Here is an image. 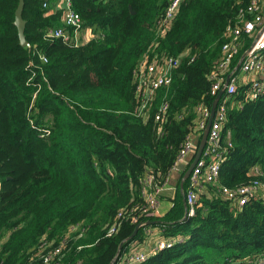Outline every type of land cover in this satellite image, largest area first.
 <instances>
[{"label": "trees", "instance_id": "trees-1", "mask_svg": "<svg viewBox=\"0 0 264 264\" xmlns=\"http://www.w3.org/2000/svg\"><path fill=\"white\" fill-rule=\"evenodd\" d=\"M18 1L0 0V264H111L150 225L175 242L139 264H261L264 196L238 206L218 193L264 182V89L251 97V82L227 98V156L216 183L198 191L194 214L185 215L187 180L163 215L138 217L147 224L131 237L142 182L151 175L154 186L168 183L197 107L214 100L225 29L250 0H184L167 28L169 0H72L94 34L81 44L47 36L66 28L62 3L48 13L52 0H24L25 46L13 23ZM165 56L178 66L142 109L134 71Z\"/></svg>", "mask_w": 264, "mask_h": 264}, {"label": "built area", "instance_id": "built-area-1", "mask_svg": "<svg viewBox=\"0 0 264 264\" xmlns=\"http://www.w3.org/2000/svg\"><path fill=\"white\" fill-rule=\"evenodd\" d=\"M183 1H168L162 17V24L165 28L169 26ZM61 3L64 11L63 24L66 28L58 27L51 29L47 32V36L51 38L61 37L72 42L83 28L82 19L80 14L72 7V0H61ZM43 7H46V3H43ZM224 34L226 37V41L222 45L224 56L211 72L214 82L210 87V95L215 98L220 90H223L225 95L224 98H220L217 104L201 157L188 177V185L185 192L186 215L188 216L194 214L198 191L201 189L202 184L216 183L220 165L226 159V148L222 149L220 146L221 130L226 118V101L229 95L236 90L238 73L245 76H250L253 73L264 74V0H250L246 8L239 10L238 22L234 25H228ZM73 43L78 44L74 41ZM240 50V57L236 65L231 68V63ZM177 66L178 59L171 56L150 61L143 59L138 64L134 71V80L135 88L142 99V109L145 108L158 88L166 87L170 84L172 71ZM228 75L229 79L226 82ZM249 82H251L253 87V91L250 94L251 97H255L264 89V80L255 81L251 79ZM167 108L168 105L162 103L159 106L156 119H162ZM210 112L211 108L208 106L199 105L197 107L198 117L195 124L197 131L202 132L206 128ZM191 136L192 133L182 145L172 170L177 169L178 165L185 161L186 157L196 149V143ZM228 145L231 146L229 142ZM163 187L154 186L151 175L144 179L141 191L144 204L138 216L132 215L131 221L133 223L144 226V223L140 222L138 217L140 215L145 216L157 213L159 207L158 196ZM218 193L223 199L233 201L238 206H243L254 198L264 196V182L254 179L248 184L237 187H220ZM121 214L119 213L118 216ZM115 230L116 227L113 225L108 229L107 234L111 235ZM178 240H181V238H178ZM174 242L175 239L159 238L149 250L145 251L136 248L135 242H130L125 248L120 249L116 253L111 264H139L156 251L170 247ZM60 252L61 247L58 246L54 250L44 253L42 255L43 262L47 263L51 261ZM257 260L263 264L264 254L259 256Z\"/></svg>", "mask_w": 264, "mask_h": 264}, {"label": "crops", "instance_id": "crops-1", "mask_svg": "<svg viewBox=\"0 0 264 264\" xmlns=\"http://www.w3.org/2000/svg\"><path fill=\"white\" fill-rule=\"evenodd\" d=\"M237 78H238V84L237 85H239V84L248 83L249 81H251V79H254L255 81H263L264 80V74L253 73L250 76H245L244 74L241 75L240 73H238ZM251 91H253V87H252ZM221 98H222V96H221ZM204 130L202 132L195 130V132L192 133L191 137H192L193 141L196 143V148H197V146H198V144H199V142L203 136ZM227 138H229V134H227ZM195 150H194V152H191L186 157L185 161H183L180 165H178L177 169H174L170 172L169 183L163 187V189L160 191L159 196H158L159 207H158L157 213H156L157 216L163 215L164 212L170 206L173 205V200L177 194V188H180V190L182 191L183 183H184V181H187L188 177H189L188 176L186 179H184V174L187 171L189 165L191 164V162L193 160V157L195 155ZM187 183H188V181H187ZM202 191H204V188H202ZM205 191H206V187H205ZM206 193H208V192H206ZM183 204H184L185 215H186L185 196H183ZM150 223H153V222H150ZM145 224H147V222H144V225ZM143 231H144L143 232L144 237H143L142 241H134L136 243V248H138L140 250H144V251L149 250L151 248V246H153V244L159 238H163L161 236V230H160L159 226H157V225H155V226L150 225L148 227L146 226V228L144 227Z\"/></svg>", "mask_w": 264, "mask_h": 264}, {"label": "water", "instance_id": "water-1", "mask_svg": "<svg viewBox=\"0 0 264 264\" xmlns=\"http://www.w3.org/2000/svg\"><path fill=\"white\" fill-rule=\"evenodd\" d=\"M23 4H24V0H19L18 1V5L15 9V19H14V25L16 26L17 28V32H18V37H19V42L22 46H25L27 44L26 42V38H25V33H24V29H25V21L24 19L22 18V9H23ZM229 79V75L226 79V82L228 81ZM223 95V90H220L218 92V94L216 95V97L214 98L213 102H212V105H211V112H210V117H209V120H208V123L206 125V128L203 132V136L195 150V155L193 157V160L191 162V164L189 165L187 171L185 172L184 174V179H186L189 174L191 173V171L193 170V168L195 167L197 161L199 160V158L201 157V154L203 152V149L205 147V144H206V141H207V135H208V130H209V127H210V124H211V121L215 115V111H216V107H217V104L221 98V96ZM139 224L135 227L134 229V232L132 233L131 237H133L138 228H139Z\"/></svg>", "mask_w": 264, "mask_h": 264}, {"label": "rangeland", "instance_id": "rangeland-1", "mask_svg": "<svg viewBox=\"0 0 264 264\" xmlns=\"http://www.w3.org/2000/svg\"><path fill=\"white\" fill-rule=\"evenodd\" d=\"M49 8H50V10L48 11V13L55 12V10H62L61 9V1H59V0L50 1ZM60 13H61V17H60L61 22L63 24L64 11H61ZM58 27H62V26H58ZM93 36H94V34L90 31V29L83 27L82 30L77 35V37L75 38V40H73V41L78 43V44H81V43H85V42L89 41Z\"/></svg>", "mask_w": 264, "mask_h": 264}]
</instances>
